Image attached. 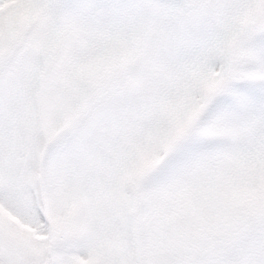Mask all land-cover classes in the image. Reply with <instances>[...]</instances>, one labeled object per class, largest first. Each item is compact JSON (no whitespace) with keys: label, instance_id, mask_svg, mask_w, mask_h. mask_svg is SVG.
<instances>
[{"label":"rangeland","instance_id":"rangeland-1","mask_svg":"<svg viewBox=\"0 0 264 264\" xmlns=\"http://www.w3.org/2000/svg\"><path fill=\"white\" fill-rule=\"evenodd\" d=\"M0 264H264V0H0Z\"/></svg>","mask_w":264,"mask_h":264}]
</instances>
